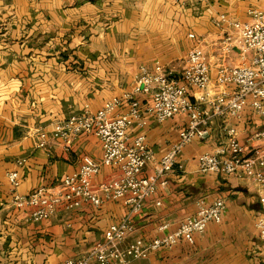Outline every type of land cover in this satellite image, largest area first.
Masks as SVG:
<instances>
[{"label":"crops","instance_id":"obj_1","mask_svg":"<svg viewBox=\"0 0 264 264\" xmlns=\"http://www.w3.org/2000/svg\"><path fill=\"white\" fill-rule=\"evenodd\" d=\"M252 9H264V0H0V264H62L80 257L128 213L121 201L99 207L84 203L78 209L60 207L35 222L27 209L14 206L9 172H18V192L28 195L40 187H56L87 159L103 156L93 134L79 135L68 147L50 138L40 148L38 133L51 131L85 107L96 112L107 101L122 98L142 66L160 63L181 71L195 44L191 34L205 39L211 54L210 42L231 31L221 17L249 21ZM251 61L252 54L236 55L233 63ZM216 89L225 93L227 88ZM138 98L144 106L149 102L146 95ZM127 108L123 102L115 115ZM186 126L187 117L181 115L130 127L132 136H147L154 152L143 176L154 175ZM263 128L264 118L246 109L240 119L217 118L209 140L184 148L182 169L146 201L129 240L144 244L174 232L196 213L202 199H225L223 221L209 224L194 243L182 241L131 264H264V240L257 229L264 216V187L234 175L198 171V157L224 146L229 129L242 144L251 145ZM119 175L118 166H105L93 181ZM165 224L169 228L161 230Z\"/></svg>","mask_w":264,"mask_h":264},{"label":"built area","instance_id":"obj_2","mask_svg":"<svg viewBox=\"0 0 264 264\" xmlns=\"http://www.w3.org/2000/svg\"><path fill=\"white\" fill-rule=\"evenodd\" d=\"M249 14L251 19L245 22L221 17L231 31L210 42L211 54L206 50V40L191 34L195 44L181 71L160 63L142 66L133 88L122 98L107 101L96 112L85 107L55 123L51 131L38 133L40 148H46L50 138L61 140L68 147L79 135L93 134L103 147L100 160L87 159L78 171L66 176L56 187H40L28 195L18 192V172L8 173L13 204L27 209L31 221L49 218L60 207L72 210L84 203L99 207L107 201H121L127 206V215L109 227L104 240L84 255L62 264H131L182 241L194 243V236L203 234L209 224L223 221L225 199L218 197L212 202L202 199L196 213L183 219L174 232L144 244L129 240L135 232L134 219L146 201L168 185L172 174L182 169L179 157L187 145L195 140H209L217 118L240 119L246 109L264 118V9H252ZM250 54L251 64L233 63L236 55ZM217 87L227 88L226 92L217 93ZM138 95L148 96L149 102L144 106ZM123 102L127 103V111L115 115ZM181 115L187 117V126L180 131L179 141L161 158L152 177L143 176L146 166L154 160V152L147 136H132L130 127L136 124L143 128L148 119L164 122ZM227 136L224 146L198 157V171L234 175L264 187V128L252 137L251 145L242 144L233 129L227 131ZM105 166H118L120 175L94 184L93 179ZM261 201L264 203V198ZM168 228L165 224L161 230ZM257 229L264 240V216L258 220Z\"/></svg>","mask_w":264,"mask_h":264}]
</instances>
